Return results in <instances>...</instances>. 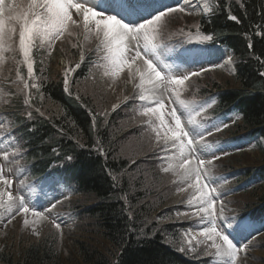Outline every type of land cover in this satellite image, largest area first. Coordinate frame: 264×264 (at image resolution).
<instances>
[{"label": "trees", "instance_id": "16d2710c", "mask_svg": "<svg viewBox=\"0 0 264 264\" xmlns=\"http://www.w3.org/2000/svg\"><path fill=\"white\" fill-rule=\"evenodd\" d=\"M210 2L211 16L192 19L184 15L183 19L195 37L211 35L210 42L229 48L235 71L226 75L216 68L195 78H200V94L213 99V114L235 116L222 132L223 138L253 140L226 154L224 164L215 170L233 177L224 181L225 190L238 189L246 196L238 202L239 213L257 217L264 213V147L254 138H264V77L260 76L264 72V0ZM229 15L237 16L239 23ZM35 49L31 51V77L27 66L3 67L4 74L19 72L29 91L25 95L20 86L10 83L2 92V109L12 110L7 113L18 125L16 141L25 151L20 164L34 173L49 164L59 165L55 169L65 172L77 188L74 206L79 212L69 257L58 250L57 234L50 231L37 238L18 231L10 234L14 237L7 239L8 245L1 242L0 264H204L177 250L179 228L184 229L186 223L177 219L174 202L184 200L185 195L176 192L174 178L160 173L156 157L149 154L153 139L141 123L137 90L127 83L124 90L113 88L109 96V87L104 94L83 91L79 83L96 77L102 67L96 68L85 58L65 92L64 76L51 62L62 61L64 51H70L76 57L74 68L80 55L77 44H55L49 63L42 57L46 53ZM117 80H126V74ZM32 83L38 89L31 88ZM125 97L128 103L120 106ZM114 104L119 105L115 111ZM143 136L150 137L148 147L142 143ZM128 141L132 142L128 147L135 149L126 155L120 148ZM141 146L144 151L140 152ZM68 156L73 157L70 163ZM146 226L154 229L153 236L146 233ZM261 251L264 233L258 236L255 253ZM258 258L264 264V257Z\"/></svg>", "mask_w": 264, "mask_h": 264}, {"label": "snow or ice", "instance_id": "6c2138e0", "mask_svg": "<svg viewBox=\"0 0 264 264\" xmlns=\"http://www.w3.org/2000/svg\"><path fill=\"white\" fill-rule=\"evenodd\" d=\"M105 3L124 9L126 0H0V53H3L9 41L12 45L15 44L18 31L19 51L31 77V51L37 47V42L39 47L47 45L50 49L66 32L71 35L75 29L81 27L85 32V39L93 37L98 41V47H102L106 53L104 75L115 78L126 71V82L131 83L137 90L136 98L144 105L141 115L148 118L151 131L157 138V147H161L162 142L161 150L165 152L162 160L166 164H161L160 171L175 178L174 183L179 193H185L187 189L194 190L189 194L187 203L194 207L195 211L178 212L177 219L198 218L201 225H206L199 235L206 241H211L206 245L205 255L215 256L223 264H236L237 253L245 251L248 245L237 246L224 234V226L232 227L235 217L225 214L222 203L219 210L216 209L219 193L217 188L211 186V181L213 161L219 157L213 155L212 159L203 158L207 150L212 148V145L207 143L205 134L211 135L212 132L203 131L205 125L199 118L212 104L207 100L198 102L184 97L186 82L206 70H178L175 62L169 63L168 58L180 44H169L163 39L169 17L177 11L184 12L185 9L165 6L139 22H125L118 15L96 10ZM207 10L205 6V11ZM228 18L239 23L235 15H229ZM196 27L199 33V26ZM212 39L211 35H203L198 37L197 42L204 43ZM190 41L191 35L188 34L186 42ZM83 59L81 53V61ZM230 61L231 58L226 63ZM79 67L80 64H77L75 68L65 70V92L69 90L71 75ZM19 75L17 72V76ZM260 76L264 77V72H261ZM24 86L29 87L27 81ZM30 87L38 89L36 83H32ZM127 99L128 97H125V101ZM118 107V104H114L113 111ZM226 127V124H219L213 128L219 132ZM0 155L4 162L18 165L19 161L15 157L24 154L17 150L11 160L7 151L0 152ZM67 160L70 163L73 157L68 156ZM7 171L12 175L20 173V169L15 166ZM13 183L14 181L5 175V168L0 166V209L9 212L15 209L16 215L25 217L23 226L30 227L35 226L41 219L47 220L48 217L39 211L35 204H30L29 200L32 197L46 200L50 191L59 185H67L68 181L62 176L50 175L32 187L26 180L21 179L15 186V192ZM55 207L56 204L52 203L45 211L51 212ZM29 214L36 219H28ZM160 222H163V218ZM54 226L60 227L59 224ZM237 227L243 232L251 230L252 226L241 221ZM178 250L185 251L183 247Z\"/></svg>", "mask_w": 264, "mask_h": 264}, {"label": "rangeland", "instance_id": "374dc122", "mask_svg": "<svg viewBox=\"0 0 264 264\" xmlns=\"http://www.w3.org/2000/svg\"><path fill=\"white\" fill-rule=\"evenodd\" d=\"M136 1V0H134ZM202 2H206V0H202ZM169 6H179V7H183L185 9V11H191V12H198V5L195 3L194 0H173L172 3H170ZM153 13H148L146 14L144 17L147 18L151 15H153ZM84 31V30H83ZM82 36V35H81ZM84 40L86 41H90L93 42L95 39L93 37H89L88 39H85V32L83 35ZM62 42H66V33L64 36L61 37ZM58 41V40H57ZM99 43V42H98ZM53 46L48 50L46 54H43L42 57H44V59L49 63V53H51V51ZM103 49V48H102ZM217 48L211 49L210 51L207 52H197L195 54H186L185 52L181 51V50H175L173 54L170 55L169 59H170V63L175 62V66L177 67L178 70H180L181 72H191L195 69H197L198 65L204 64V63H208V62H220L218 56L215 54L217 52ZM106 55V53H105ZM105 55H103L105 57ZM105 60V59H104ZM76 61V57L74 58L72 55V52L70 51H64V57L62 61L56 60L54 59L51 64L52 66L57 68V73H61L64 76V72L67 69L72 68L73 64ZM64 65H66V68L64 67ZM98 68L99 64H96ZM105 66H106V61L103 62L102 67L99 70V74L92 78L89 77L87 78V80H83L80 84V87L83 89V91H88L89 93H95L97 92L98 94H104V91H107V87L110 88V90L107 92V96L111 95L110 91L113 90V88H115L116 90L118 89H123L125 85L127 84L126 80H117L116 77H110V76H105L104 75V71H105ZM3 60L0 58V71H2L3 69ZM17 74V73H15ZM127 76V75H126ZM100 77V78H98ZM24 85V82L19 83L18 86ZM104 86H106L104 88ZM79 87V88H80ZM19 89H21V87H19ZM192 88L189 87L188 85H186V90L184 94H188L189 91ZM113 95L117 96L116 93H113ZM186 98V97H185ZM3 96L1 95V88H0V102H2ZM143 103H141L139 110L143 111ZM170 107V106H169ZM234 116H229L228 118L224 119V120H220V121H212V124H210V127L208 128H204L203 131H208L209 129L214 130L213 127L219 125V124H225L224 122L226 120H231ZM141 123L143 125V127H145L144 129L146 131H148V127L149 123L148 118L147 117H143L141 115ZM7 126V124L4 122V120L2 118H0V148L2 151H7L6 146H10L13 143L12 138H10L9 136L5 135V139H1V130ZM150 136L152 137V139H154L152 141V145L153 148L152 150L149 152V154H152L153 156L156 157V152L158 150L159 147H157V138L155 137L154 132L151 131L150 128V132H149ZM9 137V138H8ZM214 137V136H212ZM211 137V138H212ZM149 136H143L142 138V143L146 145V147H148V143H149ZM216 140L213 138V140H206V141H213V144L216 142ZM130 143L132 144L131 141H128L125 143L126 146H121L120 150H122L123 154H128L130 153V151H132L133 149H135V147L129 146ZM209 143V142H207ZM14 144V143H13ZM261 144L264 146V139L261 140ZM244 146L243 142L241 141H236V142H223L220 145H217L216 147H214V149L212 150L211 148L209 150H207V152L205 153V155L203 156V158L205 159H212L211 154L213 152H215V156H217L219 153H226L228 151H232L236 148L242 147ZM161 147H162V142H161ZM141 151L143 150V146H141ZM161 150V155H160V160L156 158L155 161V165H157L159 167V172L162 173L160 171L161 168V164L165 163L162 158L165 155V152ZM139 152V153H140ZM138 155V154H137ZM136 155V156H137ZM133 157V156H132ZM131 157V159H132ZM135 157V156H134ZM133 157V158H134ZM130 159V157H129ZM225 158H223L222 160H218L215 159L213 161V169L217 168V166H219L220 164H224ZM0 166H3L5 168V171L8 173L7 171V165L6 162H4L2 160V157L0 155ZM144 172V170H139L138 172ZM20 171V173H17L16 175L11 177H8L10 179H12L14 181L13 183V191L15 192V186L16 184L19 183V180L23 179V173ZM9 176V175H7ZM233 178L232 176H230V174H228L227 172V178ZM213 185V186H212ZM211 186L217 188V191L219 193V200L217 201L216 204V209L217 211L219 210L221 203L223 204V206L225 207V214L229 217H234V215L232 213H230L231 208V204L232 205H237L238 207H240V204L238 203L240 200L242 199H246V196L241 194L239 192L238 189H234V188H229L228 190H222L221 189V181L220 178L216 177L215 175H213L212 177V182H211ZM185 188H187L186 185H184ZM57 193L59 194V198H61L64 193L62 191V189L60 188V186H57ZM237 190V191H235ZM234 192L235 196L233 198H231V193ZM176 192L177 188H176ZM194 190L193 189H187L185 194H186V202H184V200H179V201H175V205H176V214L179 213H183V212H194L195 209L194 207L188 205L187 201L189 199V194L193 193ZM54 193V191H53ZM171 193V192H170ZM169 193V194H170ZM179 196H176V199ZM181 203H183L185 205L186 210L184 209V207L181 205ZM15 216V218L13 219L12 217ZM47 216V215H46ZM58 214L55 215H48V219L50 218V220L55 223V224H59L60 227L57 228L59 232H57L59 234V243H58V250L60 251V253H62L64 256L69 257L70 254V247H71V235H72V231H73V217L71 215L69 216H60ZM25 217L21 216V215H16L15 213V209L12 212L7 211L6 209H0V242H4L5 245H8L9 243H7V239L8 238H12L14 237V235H10L11 233H15L18 231H22L25 234H29L31 237L37 236L36 234H38V232H40V230L47 224V220H43L41 219L35 226H30V227H25L23 226V219ZM28 219L32 220V219H36L35 217L31 216L29 214V216L27 217ZM19 219V220H18ZM192 219L195 220V225H194V229L193 230H189L188 234L186 235V245L188 246V249L191 248L195 249L193 246V243L195 245H198L200 247V249L203 250V254H205V248L206 245L211 243V241H206V239L204 237H201L199 235L200 231H202L203 227L206 225H201L198 221V218L193 217ZM16 220H18L17 224L14 225V223L16 222ZM179 220H185V219H179ZM10 221V222H9ZM239 223L234 221L233 222V227H234V231H236V233H239L237 236L238 238L243 239L244 242L241 243V245L243 244H247V248L245 249V251L243 252H238L237 253V260H236V264H260V258L258 257H264V252H257V253H253V244H252V240H250L248 238V233L249 231H244V232H238V225ZM14 228L8 235H6L5 231L7 229H11ZM5 233V234H4ZM224 234H226L224 232ZM10 235V236H9ZM227 235V234H226ZM230 238V237H229ZM71 244V245H70ZM258 256V257H257ZM215 262L216 264H223V262L218 259L217 257L214 256Z\"/></svg>", "mask_w": 264, "mask_h": 264}, {"label": "bare ground", "instance_id": "6f19581e", "mask_svg": "<svg viewBox=\"0 0 264 264\" xmlns=\"http://www.w3.org/2000/svg\"><path fill=\"white\" fill-rule=\"evenodd\" d=\"M104 6H105V4H102V5H101L102 8H104ZM98 9H101V8L98 7L96 10H98ZM125 9H129V10H131V9L129 8V6L127 5V0H126ZM218 54L221 56V59L224 60V63H225L229 68H231L230 63H226V61H227V60H226V56H224L223 53H218ZM0 187H2V185H0ZM181 205H182V206L184 207V209L186 210L185 205H184L183 203H181ZM194 222H195L194 219H190V223L194 224ZM145 230H146V233H147L148 235H150V236H153V235H154V229H153V228L146 226V227H145ZM243 232H244V231H243ZM241 233H242V232H241Z\"/></svg>", "mask_w": 264, "mask_h": 264}]
</instances>
